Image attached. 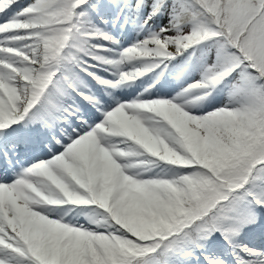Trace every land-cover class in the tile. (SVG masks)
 I'll return each instance as SVG.
<instances>
[{
	"label": "snow or ice",
	"instance_id": "snow-or-ice-1",
	"mask_svg": "<svg viewBox=\"0 0 264 264\" xmlns=\"http://www.w3.org/2000/svg\"><path fill=\"white\" fill-rule=\"evenodd\" d=\"M0 264H264V0H0Z\"/></svg>",
	"mask_w": 264,
	"mask_h": 264
}]
</instances>
